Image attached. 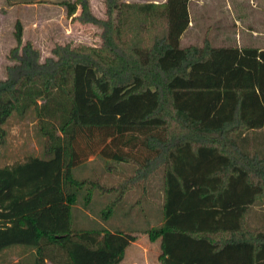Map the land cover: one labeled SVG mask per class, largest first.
Returning a JSON list of instances; mask_svg holds the SVG:
<instances>
[{
	"label": "trees",
	"instance_id": "trees-1",
	"mask_svg": "<svg viewBox=\"0 0 264 264\" xmlns=\"http://www.w3.org/2000/svg\"><path fill=\"white\" fill-rule=\"evenodd\" d=\"M76 3L80 21L102 27L101 44L57 43L41 60L17 20L14 61L0 79V148L13 114L33 113L43 137L42 155L0 164V251H31L5 264L123 258L135 234L73 228L86 179L72 169L93 154L135 164L103 188L115 193L103 218L162 167V221L146 230L160 238V264H264V229L246 222L264 199V153L246 134L264 130V47L213 45L207 31L201 45H180L189 0H104L105 19L88 0L66 2L68 14Z\"/></svg>",
	"mask_w": 264,
	"mask_h": 264
},
{
	"label": "rangeland",
	"instance_id": "rangeland-1",
	"mask_svg": "<svg viewBox=\"0 0 264 264\" xmlns=\"http://www.w3.org/2000/svg\"><path fill=\"white\" fill-rule=\"evenodd\" d=\"M75 0H0V79L6 76V65L14 60L11 48L16 44V21L22 25V40H30L40 50L41 60L52 55L55 44L70 45L101 44L102 27L78 18L80 4L75 12L67 13L66 2ZM144 2L153 0H121ZM164 0H155L162 2ZM91 12L105 19L104 0H88ZM189 24L180 37V45H201L206 31L213 45H236L264 47V0H189ZM6 141L1 146L0 164L23 161L30 155H42L43 137L38 121L29 112L23 118L13 114L5 124ZM251 140L250 148L264 153V130L259 128L246 132ZM253 140V142H252ZM138 157L144 153L137 147H124ZM75 178H85L80 187L78 200L72 206L73 228H107L135 234L117 264H156L159 246L150 240L146 230L162 221L160 206L163 197L162 167L145 181L129 189L108 218L101 210L115 196L105 187L113 186L134 173L132 161H113L100 155H90L86 161L72 169ZM90 192V201L84 202V192ZM246 222L256 229H264V199L252 204L246 213ZM31 253L27 248L14 246L0 251V264L16 261Z\"/></svg>",
	"mask_w": 264,
	"mask_h": 264
},
{
	"label": "crops",
	"instance_id": "crops-1",
	"mask_svg": "<svg viewBox=\"0 0 264 264\" xmlns=\"http://www.w3.org/2000/svg\"><path fill=\"white\" fill-rule=\"evenodd\" d=\"M153 1H155V0H153ZM182 35V34H181ZM241 46V45H240ZM160 213V212H159ZM153 241H155L156 243H157V245L159 246V242H160V238H157V239H155V240H153ZM159 250H160V246H159ZM160 252H161V250L160 251H158V255L160 254ZM157 260H158V263H156V264H160V261H159V259H158V256H157Z\"/></svg>",
	"mask_w": 264,
	"mask_h": 264
}]
</instances>
